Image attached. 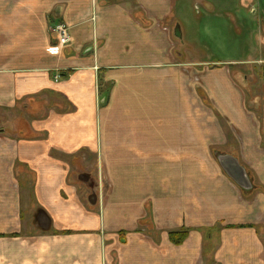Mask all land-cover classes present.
I'll use <instances>...</instances> for the list:
<instances>
[{
  "label": "crops",
  "instance_id": "1",
  "mask_svg": "<svg viewBox=\"0 0 264 264\" xmlns=\"http://www.w3.org/2000/svg\"><path fill=\"white\" fill-rule=\"evenodd\" d=\"M178 1L0 0V264H264L263 100Z\"/></svg>",
  "mask_w": 264,
  "mask_h": 264
},
{
  "label": "rangeland",
  "instance_id": "2",
  "mask_svg": "<svg viewBox=\"0 0 264 264\" xmlns=\"http://www.w3.org/2000/svg\"><path fill=\"white\" fill-rule=\"evenodd\" d=\"M178 2L187 8L192 4V10L185 11L188 13V17H185L192 19L191 24L194 27L191 35L198 42L202 41L205 44L201 46L203 44L199 42L200 47L195 48L196 56L212 61L237 58L238 63L229 66L234 71L235 79L249 88V95L254 97L258 94L264 106V0ZM248 104L255 106L250 101ZM91 170L77 169L73 172L72 180L77 185L79 197L86 205L89 206L87 198L95 193L98 205L102 207L105 204V197L98 194L99 185L103 181L95 178Z\"/></svg>",
  "mask_w": 264,
  "mask_h": 264
},
{
  "label": "water",
  "instance_id": "3",
  "mask_svg": "<svg viewBox=\"0 0 264 264\" xmlns=\"http://www.w3.org/2000/svg\"><path fill=\"white\" fill-rule=\"evenodd\" d=\"M215 156L221 168L231 179L245 190L250 191L252 189V184L246 170L235 157L222 153H216Z\"/></svg>",
  "mask_w": 264,
  "mask_h": 264
},
{
  "label": "built area",
  "instance_id": "4",
  "mask_svg": "<svg viewBox=\"0 0 264 264\" xmlns=\"http://www.w3.org/2000/svg\"><path fill=\"white\" fill-rule=\"evenodd\" d=\"M56 41L58 45L65 46L70 41L69 27L64 23H58L54 26Z\"/></svg>",
  "mask_w": 264,
  "mask_h": 264
},
{
  "label": "trees",
  "instance_id": "5",
  "mask_svg": "<svg viewBox=\"0 0 264 264\" xmlns=\"http://www.w3.org/2000/svg\"><path fill=\"white\" fill-rule=\"evenodd\" d=\"M186 238V232H170L169 240L175 244L181 243Z\"/></svg>",
  "mask_w": 264,
  "mask_h": 264
}]
</instances>
